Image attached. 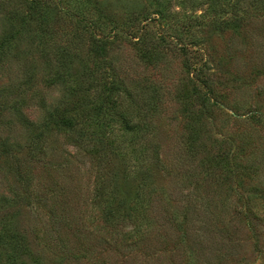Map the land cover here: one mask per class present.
<instances>
[{"label": "trees", "instance_id": "trees-1", "mask_svg": "<svg viewBox=\"0 0 264 264\" xmlns=\"http://www.w3.org/2000/svg\"><path fill=\"white\" fill-rule=\"evenodd\" d=\"M210 1L213 3L209 2L212 5L209 13L198 15L197 10H191L189 14L180 15L184 20L176 32L177 35L167 33L168 21L164 7H158L154 12L143 16L128 13L124 19L126 21H120L117 16L108 14V9L94 1H85L73 9L58 2L60 12L74 19L87 35L86 38L77 36L79 40L75 39V34H65L63 30L54 34L47 20L48 14L43 15L39 21L40 30L34 35L35 43L41 46L42 88L34 86L35 74L33 75L32 69L27 65L23 67V78L18 85L0 87L1 120L11 113L14 121L18 122L25 132L24 140L18 141L0 130V173L8 182V191L11 194L9 197V194L1 193L0 203L11 200L15 203L23 199L29 204L37 199L42 200L36 186L30 181L31 172H28L21 160L44 154L47 142L52 138H65L98 163L104 151L91 142H84V136L101 143L106 135L114 133L115 125L120 123L126 134L132 132L142 136L143 133L146 136L147 143L152 148V153L148 155L154 160H149V165L140 166L135 172L126 162H122L120 168L112 171L107 178L115 182L110 190L105 191L104 178L95 186L93 204L100 211V220L103 222L100 226L103 234L98 241L88 238L89 230L85 226L70 224L69 234L62 236V232H59L57 242L43 240L45 248L38 252L27 233L2 222L0 264H45L44 260L48 256L58 257L60 262L74 259L81 264H152L154 258L157 260L155 264H158L160 257L155 255L159 250L158 243L166 244V251L167 247H172L171 250L175 251L168 258L169 261L166 259L159 264H187L186 259L176 258L177 254L184 255L183 247H188L193 253L197 250L202 253V249L210 248L202 236L203 228H197L194 222L198 207L202 206L196 203V200L200 201L198 198L185 200L181 219L169 213L167 204L162 201L165 187L156 186L154 182L163 165L159 160V145L150 137L148 128L149 112L153 107L148 104V113L141 110L142 104L137 102L136 93L125 83L124 78H118L112 73L115 69L109 67L112 64L107 60L110 43L121 33L130 36L141 58L151 65L160 59V53L156 51L160 43L176 45L189 59L192 52L205 54L204 49L211 45L215 36L201 33L202 30L201 34H196L193 29L205 28L208 25L223 26L228 29L226 33L230 34V38H240L244 34L249 39V46H254V37L264 38V0H224L223 4L217 3V0ZM224 6L228 9H223ZM255 23L259 28L253 35L252 26ZM152 25L155 28L152 32L155 38L148 41V29ZM86 39L90 42L88 46ZM9 41L8 38L1 40L0 47ZM228 42L236 57L240 52L239 46L234 44V40ZM202 68L203 65L197 66L187 60V77L177 94L191 126L188 135L189 149L196 156L202 134L199 128L208 125L207 120L212 118L214 107L223 105L220 94L215 90L219 85L213 77L215 74L204 76ZM96 81L100 88L93 90L95 95L89 100L92 84ZM55 87L60 89V95L54 98L49 91ZM254 89L257 94L251 99L234 101V116L247 115V121L251 125L264 129V84L259 86L256 82ZM33 106L40 111L36 118L29 114ZM223 143L231 145L229 141ZM238 151L230 147L222 148L209 157L205 155L204 171L214 174L216 168L224 170V179L229 183V187L231 182L235 181L233 184L242 189L257 174L256 170L252 171V167L243 163L250 151L246 148ZM56 186V201L60 214H68L67 188L60 184ZM144 187L148 188L146 197L141 195ZM108 191L114 197L116 205L112 199L105 200ZM44 192H52V195H55L51 188ZM98 202L103 205L102 208L98 206ZM245 202L248 204L245 210L246 218L250 219L252 229L255 233L257 231L259 236L262 231L259 222L264 212V187L261 183L252 187ZM178 212L180 210H177ZM94 220L91 216L92 225ZM129 224L133 226L130 230L127 229ZM119 226L123 227V231L118 240L119 236L114 237L115 234L110 230L117 231ZM34 239L41 244L42 239L36 230ZM151 239L154 244L148 248L147 242ZM257 240L259 242V238Z\"/></svg>", "mask_w": 264, "mask_h": 264}, {"label": "rangeland", "instance_id": "rangeland-1", "mask_svg": "<svg viewBox=\"0 0 264 264\" xmlns=\"http://www.w3.org/2000/svg\"><path fill=\"white\" fill-rule=\"evenodd\" d=\"M85 1L99 3L109 10L106 11L108 14L117 16L120 21H126L124 19L128 13L143 16L154 12L158 7H164L168 21L167 33L170 34H176L181 28L184 20L180 17L181 14H189L191 10H197L198 15L209 13L212 6L209 2L213 3L210 0H0V41L10 39L0 47V87L18 85L23 78V67L27 65L35 74L32 76L34 86L42 88L41 46H37L34 40L35 33L41 27L39 21L43 15L48 14L47 20L54 34L64 31L65 34H75L76 40H79L77 36L86 38L81 26L61 13V7L57 6L58 2H62L73 9ZM217 3L223 4L224 0H217ZM226 8L227 6L223 7L225 10ZM258 28L256 23L252 26L253 35ZM154 29L153 25L148 29V41L155 38L152 33ZM200 30L201 33L213 34L215 37L211 45L204 49L205 54L192 52L191 59L176 45L160 43L156 48L160 59L151 65L141 58L130 36L121 33L110 43L107 60L112 64L109 67L115 69L112 73L118 78H124L125 83L136 93L137 102L142 104L141 110L148 113V106L153 107L149 112V135L159 145V160L163 165L161 172L156 174L154 185L165 187L162 201L167 204L169 213L181 219L187 199L192 201L193 198H198L200 201L196 200V203L202 205L201 208L198 207L194 222L197 228H203L202 236L210 248L202 249V253L199 250L193 253L188 247H183L184 255L177 254L176 258L186 259L187 264H264V212L259 222L262 229L259 236L245 215L248 205L245 200L252 187L259 183L264 187V129L251 125L247 121V115L235 117L233 109L235 100H249L257 94L254 89L256 82L259 86L264 84V38L254 37L252 47L249 46L247 36L243 34L240 38H230V34L226 33L228 29L221 25L196 28L193 33L199 34ZM231 40L240 48L236 57L228 46V41ZM89 44L87 40L86 45ZM187 60L197 66L203 65L201 72L204 76L215 74L213 77L219 82L215 90L223 103L214 107L215 112L207 120L208 125L199 128L202 134L196 149L197 156L189 149L188 135L191 126L183 104L177 98L181 84L187 77ZM92 86L89 100L95 95L93 90L100 88L98 81ZM49 94L54 98L58 97L60 89L55 87ZM29 114L36 118L40 111L33 106ZM5 117L3 120L0 118V130L12 139L23 141L24 130L14 121L11 113ZM114 129V133L106 135L101 143L84 136V142H91L104 151L98 163L63 137L48 140L44 154L21 160L28 172H31L32 179L29 175L28 178L36 186L42 200L37 199L29 204L23 199L15 203L13 200L0 203V224H11L20 232L27 233L38 252L45 248L43 240L57 242L59 232H62V236L69 234L70 224L85 226L89 230L88 238L98 241L103 234L100 228L103 222L100 220V211L93 204L95 186L104 178L105 191L110 190L115 182L107 178L112 171L120 168L122 162H126L135 172L140 166L149 165V160H154L148 155L152 153V148L143 133L142 136L132 132L126 134L120 123ZM228 141L231 145L223 143ZM144 143L146 145L143 146ZM230 147L236 151L244 148L250 151L243 163L252 167V171L256 170L255 178L250 179L242 189L233 184L235 181L229 187L224 179V170L216 168L214 174L204 171L205 155L209 157L222 148ZM56 184L67 188L68 214H60L56 201ZM8 188V182L0 173V194H9ZM49 188L53 189L55 195L44 192ZM147 191V187L142 188L141 195L146 197ZM107 199L114 200L116 205L110 191L105 195V200ZM100 205L98 202V206L102 208L103 205ZM177 210L180 212L177 213ZM91 216L95 218L93 225L90 222ZM132 227L129 224L127 229ZM122 228L119 226L117 231L112 229L110 232L115 234L114 237L119 236V240ZM34 230L42 239L41 244H38L39 241L35 242ZM153 244V239L149 240L148 248ZM163 244H157L159 250L155 255L160 257L158 264L166 259L169 261L172 252H175L171 250L172 247H167L166 251V244ZM152 261V264L157 262L154 258ZM44 263L81 264L74 259L60 262L54 256H48Z\"/></svg>", "mask_w": 264, "mask_h": 264}]
</instances>
